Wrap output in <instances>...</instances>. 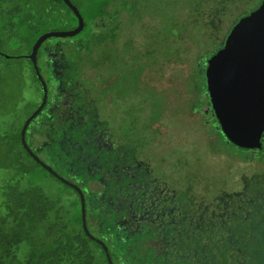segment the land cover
<instances>
[{
  "label": "trees",
  "instance_id": "obj_1",
  "mask_svg": "<svg viewBox=\"0 0 264 264\" xmlns=\"http://www.w3.org/2000/svg\"><path fill=\"white\" fill-rule=\"evenodd\" d=\"M71 1L83 16V28L75 35L64 36L67 40L65 43H53L57 46V51L45 58L46 60L41 52L44 41L40 45L37 51V63L47 83L48 96L46 104L31 123L43 115L44 118H48V124L43 128L41 126L39 130L35 126L31 127L30 124L26 130V141L31 151L51 166L56 172L54 174L24 147L21 140L24 122L39 106L43 95L42 84L29 54L41 34L51 29H73L77 26L78 18L64 0H0V95L4 93L3 87L8 71L19 68L24 75L22 84L19 82L15 84L14 93L17 94V87L21 89L20 97L29 96L26 102H29L34 95L39 97L33 108L27 115L24 114L22 119L14 118L13 113L7 116L0 115V264H110V261L112 264L238 263V259L243 254L237 255L239 250L236 249V242H233L235 240L229 242L230 249L225 242V239L234 232L231 231V218L234 213V217L238 219L242 214L246 217L249 210L254 208L259 212V220L263 221L264 201L258 205L248 195L239 197L237 192L230 191L226 180L224 185L206 178L208 187L205 189L203 183L198 182L196 178L198 174L194 178L187 176L178 187V184L175 185V181L170 178L171 173L167 171L169 163L173 164L174 169L176 168L174 160L163 157L159 148L160 163L151 165L148 171L139 168L143 176L132 191L134 207L130 205L128 195L123 198L120 205L115 202L119 201V198L110 199L112 205L116 204V208L108 204L102 205L103 201L112 197V193L116 196L121 191L114 187L112 176L105 179V173L96 168L95 162L98 163L96 156H101L109 162L110 169L107 172L112 174L111 159H119L123 162L122 154L125 149L119 147L111 152L102 151L103 153L100 154L98 147L100 140L95 136L99 134L96 131L97 127L109 125L96 126L94 111L91 105H88L91 103L90 91L98 88L97 82L93 83L92 80L98 77L102 85L106 82L100 72L103 66L98 67L101 62L98 58L93 59L94 51L100 48L98 46H103L105 49H102L101 53L104 54L105 62L115 64V61L109 52L112 45L109 42L114 37V31L95 32L94 22L98 17L109 14L117 18L118 11L139 7L140 0ZM235 1L212 0L213 8H218V11L214 12L207 7L206 14L209 17L205 18L206 14H204L202 18L206 22L215 21L216 18L212 16H220L225 3ZM118 5L122 6L116 10ZM110 7H114L115 10L110 11ZM248 13L249 11H246L239 16L241 18ZM130 14L132 15V11ZM134 16L139 18L138 13ZM117 26L119 23L114 29ZM209 30L208 27L207 31ZM176 59L184 60L182 55H178ZM42 65L49 72L48 81ZM92 67L95 68L94 78L82 79L86 69ZM53 76L59 80L61 88L57 99L51 103ZM77 81L80 84L73 86L75 94L72 104L60 105L59 98L63 89H69V86ZM83 84L88 86L90 91L86 92L81 86ZM14 93L8 92L5 97L0 96V111L8 108L6 106L8 101L12 103L13 110L18 105L14 98L19 96ZM97 99L100 101L98 94ZM21 101V104L25 103ZM64 109H71L72 112L66 118ZM58 117H62L59 123ZM212 119L214 124L218 125L217 118L212 117ZM218 130L223 136L220 128ZM127 140L131 141L130 136ZM32 143L35 145L33 146ZM136 144L129 145L140 157V144L137 146ZM263 146L262 138L261 148L237 147L245 149L252 157L256 156L252 152L259 150L256 153L258 155L263 150ZM149 147L148 140L146 150H149ZM151 148L153 149L152 144ZM152 169L156 170V173L152 174ZM67 176L74 179L70 180ZM51 178L54 182L72 190L76 197L66 201L61 187H57L58 191L54 194L50 188ZM92 179L106 184L107 191L105 187L101 197L95 192L85 190L88 181ZM75 186L83 193L86 225L93 237L86 233L82 224L81 194ZM195 190L197 196L203 197L200 199L204 201L197 202V199H193L196 197ZM227 190H229L228 194H226ZM124 191L125 189L122 190ZM235 197L239 199L233 205ZM247 197H250L251 201H248ZM138 205L146 207L145 212L140 207L136 210ZM126 212L130 213L129 217H124ZM108 213L111 216H108ZM225 218L228 219L225 221ZM225 222H227L226 226ZM215 225L218 227L213 229ZM95 226H99L102 236L97 234L99 231L95 230ZM105 233L111 235V239L104 237L107 236ZM149 239H161L163 242L159 248H155ZM259 243V250L264 252V238L261 237ZM230 250L235 252L232 251L230 254ZM245 260L246 256L243 257V262ZM260 261L257 260V263Z\"/></svg>",
  "mask_w": 264,
  "mask_h": 264
},
{
  "label": "rangeland",
  "instance_id": "obj_2",
  "mask_svg": "<svg viewBox=\"0 0 264 264\" xmlns=\"http://www.w3.org/2000/svg\"><path fill=\"white\" fill-rule=\"evenodd\" d=\"M260 3L261 0L227 2L220 16H212L216 18L215 21L206 22L202 17L207 13V7L214 12L218 11V8H213L212 0H140L139 7L131 10L121 8L122 10L117 12V18L109 14L95 20V32L114 31V37L109 42L112 44L109 52L115 64L105 62L104 54L101 53L105 48L98 46L100 48L94 51L93 59L98 58L101 62L99 68L103 66L100 72L106 79L105 87L99 82L98 77L94 78L95 68L93 67L86 69L82 79L94 78L92 81L97 82V90L93 87L94 89L90 91L88 86L84 84L81 86L86 92H91V103L88 105H91V109L95 112V114L93 112L94 124L96 126L109 125L96 129L99 132L95 136L100 140L98 144L100 154L103 153L102 151L111 152L119 147L125 149L122 154L123 162L119 159H111L112 174L107 172L110 169L109 162L101 156H96L98 161V163L95 162L96 168L105 173V179L112 176L114 187L121 191L116 196L112 193V197H108L102 205L108 204L116 208V204L112 205L110 199L119 198V201H114L120 205L123 198L128 195L130 205L134 207L135 200L132 191L143 176L139 168L148 171L151 165L160 163L158 148L160 154L164 155L163 157L174 160L176 168L174 169L173 164L168 162L167 171L171 173L170 178L175 181V185L178 184V187L187 176L194 178L198 174L196 178L198 182L203 183L205 189L208 187L206 178L224 185L226 180L230 191L237 192L239 197L248 195L258 205L264 201V146L257 156L250 157L248 151L238 148L224 135L222 136L218 125L214 124L212 119L216 116L208 97L205 79L208 58L223 45L228 33L240 19L239 15L246 11L250 13ZM121 6H116V10ZM109 10L113 11L115 8L110 7ZM136 13L139 14V18H135ZM208 17L206 14L205 18ZM118 23L119 26L114 29ZM208 27L209 31H207ZM66 41L64 37H50L45 40L41 45L44 60L57 51V46L53 43H65ZM178 55H182L184 60L176 59ZM106 65L110 66L106 67ZM42 67L48 81L49 72L45 70L44 65ZM23 75L22 69L9 70L5 87L1 86L4 93L2 92L0 96L5 97L8 92L14 93L15 84L18 82L22 84ZM52 78L51 103L57 99L61 88L59 80L54 76ZM79 84L80 82L77 81L72 83L69 89H63L62 96L59 98L60 105L70 106L72 104L75 94L73 86H79ZM17 89L20 97L22 91L18 87ZM97 94L100 101L97 99ZM19 97L14 98L18 103L14 110L11 108L12 103L8 101L6 105L8 108L2 109L0 115L7 116L13 113L14 118L22 119L39 99L34 95L29 102H26L28 95L20 97V100ZM21 100L25 103L21 104ZM51 107L55 111L54 107ZM64 110H66L65 118L72 113L71 109ZM60 119L62 117L57 118L58 123ZM47 120L48 118L42 115L30 124L31 127L35 126L39 130L41 126L43 128L48 124ZM129 136L130 142L127 140ZM148 140L150 147L146 150ZM143 141L144 147H142ZM129 144L131 146L140 144V157ZM145 163L149 165L145 166ZM151 173H156V170L152 169ZM67 177L70 180L74 179L71 176ZM53 180L51 178L50 188L54 194L58 191L57 187H61L66 201L76 197L72 190ZM105 185L102 181L92 179L88 181L85 190L95 192L97 196H100ZM194 186L196 187L197 184ZM123 189L128 191L122 192ZM105 190L107 191V187ZM228 193L229 190L226 191V194ZM257 195L262 198L258 199ZM195 196L193 199H197V202L204 201L200 199L203 197L197 196L196 190ZM250 197H247L248 201H251ZM238 199L235 197L232 204L235 205ZM139 207L142 211L146 209L138 205L136 210ZM234 215L235 213L231 218V231L234 232L225 239V242L229 245V242L235 240L233 242H236V249L239 250L237 255L243 254L235 264H245L247 260V264H264V252L258 248L260 238H264V220H259V212H256L254 208L249 210L246 217L242 214V217L238 219ZM108 216L111 214L108 213ZM129 216L130 213L124 214V217ZM228 218H225V221ZM217 227L215 225L213 229ZM95 230H98L100 233L97 232V234L102 236L99 226H95ZM106 235L104 237L111 239V235ZM149 241L155 248H159L163 242L161 239H149ZM228 248L230 249V245ZM232 251L235 252V250ZM232 251L230 250V254ZM245 256L246 260L243 262ZM215 258L214 260L218 261ZM257 260H261L260 263H257Z\"/></svg>",
  "mask_w": 264,
  "mask_h": 264
},
{
  "label": "water",
  "instance_id": "obj_3",
  "mask_svg": "<svg viewBox=\"0 0 264 264\" xmlns=\"http://www.w3.org/2000/svg\"><path fill=\"white\" fill-rule=\"evenodd\" d=\"M64 1L77 16V26L73 29L44 32L35 41L29 54L43 91L39 106L26 119L21 129L24 147L32 154L26 141V130L46 104L48 96L47 83L37 63V51L47 38L75 35L84 25L83 16L75 4L71 0ZM205 79L213 113L225 138L240 147L261 148L264 135V0L234 24L222 47L208 58ZM34 157L56 174L37 155ZM76 188L81 194L82 224L86 233L93 237L86 225L83 193Z\"/></svg>",
  "mask_w": 264,
  "mask_h": 264
},
{
  "label": "flooded vegetation",
  "instance_id": "obj_4",
  "mask_svg": "<svg viewBox=\"0 0 264 264\" xmlns=\"http://www.w3.org/2000/svg\"><path fill=\"white\" fill-rule=\"evenodd\" d=\"M258 151H259V150H258ZM258 151H256V152L254 151V152H252V154H255V155L257 156V154H256V153H257Z\"/></svg>",
  "mask_w": 264,
  "mask_h": 264
}]
</instances>
